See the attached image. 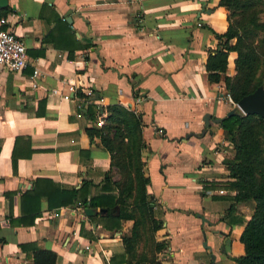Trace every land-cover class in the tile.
I'll list each match as a JSON object with an SVG mask.
<instances>
[{"label":"crops","instance_id":"obj_1","mask_svg":"<svg viewBox=\"0 0 264 264\" xmlns=\"http://www.w3.org/2000/svg\"><path fill=\"white\" fill-rule=\"evenodd\" d=\"M0 12L28 55L22 69L0 67V264H36L38 248L55 251L52 264H125L122 235L132 219L107 228L104 216L95 218L100 208L71 199V189L83 186L79 195L86 199L101 190L110 152L87 128L101 125L99 104L134 103V89L144 95L135 110L148 190L163 210L156 237L168 242L158 253L161 264H207L210 251L215 264H237L231 255L243 251L245 220L224 217L235 189L227 187L223 160L232 154L215 120L232 104L223 78L209 81L205 68L218 45L215 32L228 24L225 6L219 0H7ZM235 56L228 51L229 74ZM70 83L86 97L81 110L77 92L63 96ZM88 105H96L91 114ZM208 227L225 235L220 251Z\"/></svg>","mask_w":264,"mask_h":264},{"label":"trees","instance_id":"obj_2","mask_svg":"<svg viewBox=\"0 0 264 264\" xmlns=\"http://www.w3.org/2000/svg\"><path fill=\"white\" fill-rule=\"evenodd\" d=\"M219 3L227 9L228 24L223 32H215L218 45L208 51L207 79L223 78L226 91L237 101L261 84L256 72L264 35L260 36L258 29L264 28V20L254 11L253 0H219ZM232 38L234 41L230 42ZM232 49L236 56L234 72L229 74L226 72L227 57ZM133 93L136 95L137 90ZM77 94L84 95L80 90ZM95 107L88 105L90 114ZM99 109L106 111L102 124L87 130L100 135L103 146L110 152V168L104 173L100 191L86 199L79 195L83 186L73 188L71 199L75 197L83 205L105 207L106 210L98 211L95 218L104 216L103 225L107 228H120L122 218L132 219L130 231L122 235L125 264H161L158 253L168 247V242L156 237V230L163 224V210L157 208L158 202L148 190L150 178L145 174L141 159L144 145L141 115L121 102L99 104ZM215 120L234 147L233 154L223 160L231 177L227 187L235 189L234 201L228 210H232L236 202L251 201L253 204L239 234L243 251L231 257L237 264H264V155L258 138L264 116L236 109ZM115 205L117 208L111 211ZM55 257V251L50 249L38 248L33 253L36 264H52Z\"/></svg>","mask_w":264,"mask_h":264},{"label":"built area","instance_id":"obj_3","mask_svg":"<svg viewBox=\"0 0 264 264\" xmlns=\"http://www.w3.org/2000/svg\"><path fill=\"white\" fill-rule=\"evenodd\" d=\"M7 21V15L0 12V67H5L9 70H19L26 66L27 64V50L26 44L24 40L10 28L5 27V23ZM39 74V69L35 67L32 72V85H37V81L35 80L36 76ZM77 92V86L70 83L68 85V90L63 93V96L69 99L73 98V94L69 92ZM53 91H56L53 88ZM90 93V90L89 92ZM143 94L138 92L133 100L134 103L127 104V107L135 110V103L143 98ZM226 97L231 102L232 106H237V101L232 98L230 93L226 91ZM86 97L84 95L77 96V106L81 110L85 105ZM136 111V110H135ZM106 115V111L99 112L97 115L96 123L102 124L104 116ZM159 132L162 131V128H157ZM88 247V244L85 245Z\"/></svg>","mask_w":264,"mask_h":264},{"label":"rangeland","instance_id":"obj_4","mask_svg":"<svg viewBox=\"0 0 264 264\" xmlns=\"http://www.w3.org/2000/svg\"><path fill=\"white\" fill-rule=\"evenodd\" d=\"M254 2V11L257 13V16L261 19L264 20V0H253ZM259 35L263 36L264 35V28H260L258 29ZM260 51H261V59H260V64L259 67L257 69V76L260 78L261 80V84L264 87V43L261 44L260 47ZM237 110L242 112L238 107ZM244 113V112H242ZM259 141H260V146H261V152L264 155V126L259 128V135H258ZM231 145V154H233L234 151V147L232 146V143L230 141H228ZM252 202L251 201H247V202H238V205L236 207H234L232 210H228V207L225 208L224 211V217H228L230 219H234L233 217H235V219L244 221L245 218L249 217L251 211H252ZM229 219H226L225 221L227 222ZM209 233L212 236V241L214 243V248L217 251H220L219 246L220 243L222 241L223 236L213 232L209 227H208ZM207 235V233H206ZM210 251V250H209ZM211 256V255H210ZM209 254L206 252L205 254V260L207 262V264H211V258H210Z\"/></svg>","mask_w":264,"mask_h":264},{"label":"water","instance_id":"obj_5","mask_svg":"<svg viewBox=\"0 0 264 264\" xmlns=\"http://www.w3.org/2000/svg\"><path fill=\"white\" fill-rule=\"evenodd\" d=\"M7 3V0H0V6ZM236 107H238L242 112L249 113V112H256L260 115L264 116V87L262 84H259L254 90L242 95L237 100V106H232L225 115L231 114L232 112L236 111ZM211 117L210 113H206L204 116L205 124L208 125L209 118ZM153 198V195H151ZM85 212L92 213L94 210L90 206H86L84 208ZM100 210L104 211L106 210L105 207H101ZM111 211L113 209L111 208ZM201 217H204L202 214L198 213ZM203 244L204 246H209L206 242V233L203 231ZM211 258L214 260V253L211 252ZM215 264V262H213Z\"/></svg>","mask_w":264,"mask_h":264},{"label":"flooded vegetation","instance_id":"obj_6","mask_svg":"<svg viewBox=\"0 0 264 264\" xmlns=\"http://www.w3.org/2000/svg\"><path fill=\"white\" fill-rule=\"evenodd\" d=\"M221 235H223V236H225L224 234H221ZM224 240H225V238H222V241H221V243H220V248H222L223 249V247H224ZM210 254H211V251L209 252V256H210ZM210 258H211V256H210ZM211 260H212V258H211ZM212 262H213V260H212Z\"/></svg>","mask_w":264,"mask_h":264}]
</instances>
